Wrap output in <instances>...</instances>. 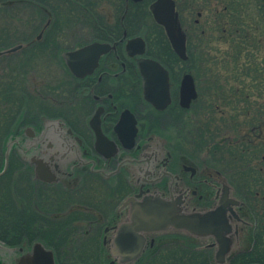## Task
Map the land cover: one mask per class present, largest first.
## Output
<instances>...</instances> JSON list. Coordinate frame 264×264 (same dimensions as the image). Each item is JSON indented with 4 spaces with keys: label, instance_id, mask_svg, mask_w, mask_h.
<instances>
[{
    "label": "flooded vegetation",
    "instance_id": "obj_1",
    "mask_svg": "<svg viewBox=\"0 0 264 264\" xmlns=\"http://www.w3.org/2000/svg\"><path fill=\"white\" fill-rule=\"evenodd\" d=\"M144 1L135 3L125 0L121 23L130 12L131 4L141 5ZM153 1L148 4V8ZM181 25L188 48V32L182 21ZM154 26L157 27L151 31L154 43L158 37L165 38L168 52L173 55L172 62L168 63L151 54L145 35L130 37L126 29L118 38L94 39L85 45L106 43L111 49L99 58L92 73L83 78L70 74L63 92L52 93L50 97L52 113L29 118L30 121L14 131L7 140V145L13 142L10 158L15 155L23 164L15 171L24 173V178L33 185L32 196L35 197L34 203L40 213L37 219L53 223L67 221L68 230L65 233L70 237L83 239L89 245L84 253L89 257L88 262L73 264H105L103 259L106 264H119L110 256L109 238L113 234V228L127 216L128 209L121 208L124 201L140 192H157L163 197H183L190 210H207L216 203L215 196L221 187L217 175L203 172V166L201 168L196 162L193 164L185 154L176 152L173 144L171 145L173 138L169 136L170 131L175 130L173 126L180 132L185 123L186 111L192 109L196 116H201L203 101L200 75L192 73L190 67L183 65L189 61L188 50L187 60L180 59L173 52L163 28ZM136 37L143 39L145 52L143 55L132 56L126 51V43ZM41 40L42 38L37 42ZM15 44L19 43L13 45ZM136 50L135 47L131 49V54ZM212 58L217 63L218 56ZM140 59L157 60L169 73L171 102L164 109H156L144 98L143 80L138 67ZM196 59L195 67H200L201 57ZM210 67V76L213 77L211 83L216 85L215 100L212 103L216 111L223 113L217 103L225 101L228 104H225V109L229 110L230 121L227 120L223 133L231 158L227 184L231 187L232 196L240 201L236 210L246 223L239 227L238 247L233 254L250 253L254 251L256 244L255 241L251 242V235H255L258 229L261 239L258 244L264 243V217L258 224V218L247 200L249 193L240 192L234 179L231 180V175L242 174L243 180H247L243 183V188L258 190L256 195L260 196V214L264 216V115L260 104L253 111L249 110L250 90L241 82H235L232 72L229 81L226 80L230 84L229 92L220 97L217 92L219 80L214 73L216 65H213L214 70ZM186 73L193 77L197 93L188 110L180 105V84ZM37 88L40 90L44 87ZM43 91L49 93L47 89ZM42 115L46 117H41ZM97 131L101 135L99 142ZM8 170L9 167L2 176ZM22 182L25 184V180ZM81 190V199H74V195ZM58 195L63 197V207L53 206ZM20 202L25 204V198ZM61 209L66 213L58 214L57 211ZM80 219L84 220L86 228L74 232L71 227L74 228V224ZM76 233L78 234L75 235ZM173 235L183 234L168 232L147 236L145 252L153 249L158 241H164ZM94 238L99 239V247H90ZM36 242L51 251L55 264H60L55 249L40 241ZM212 242L211 239L203 241L201 243L204 246H198V249H207L213 255L215 247L207 246ZM0 243L7 249L0 251V264H18L31 254L35 242H23L17 247ZM63 251H66L67 256L73 257V261L81 255V250L75 248L67 247ZM138 260L133 264H137Z\"/></svg>",
    "mask_w": 264,
    "mask_h": 264
},
{
    "label": "trees",
    "instance_id": "obj_2",
    "mask_svg": "<svg viewBox=\"0 0 264 264\" xmlns=\"http://www.w3.org/2000/svg\"><path fill=\"white\" fill-rule=\"evenodd\" d=\"M96 1L0 0L1 17L4 16L9 21L13 16L22 15L23 18L20 20H24V23L18 24L16 28L9 25L19 34L16 37H14L15 34H3L0 37V49L7 48L16 42L27 44L20 52L0 58V62L4 61V66H0V71L3 73L0 74V171L3 167L5 145L8 138L14 131L28 123L29 118L38 117L44 113L50 115L52 113L50 105L52 93L59 92V86H64L70 80V73L63 64L60 54L63 50L71 48L55 43V38L52 37L53 29L59 25L60 16L66 15L70 21L76 16L77 18L79 16L85 17V22L89 27L91 26L94 34H96V39L106 40L118 38L124 29L130 35L129 25L134 26L138 23V14H136L135 8L139 6L143 8V4H131L130 12L126 14L123 23H121L125 0H106L115 9L114 17L116 16V18L111 23L105 19L103 14L97 12ZM241 1L244 0H222L218 3L223 5L221 6L222 10L217 14L211 11L213 18L210 20V25L212 23L213 27L217 25L218 31L225 28L223 32L228 37L224 38L223 42L231 45V54L228 57L232 59L230 66L232 77H234L235 82H241L250 90L249 110L253 111L254 107L260 104L261 112L264 115V0H251L256 6V18L251 17L247 6L244 4L242 6ZM99 2L101 4V1ZM202 8L203 4L200 9L202 10ZM140 13L147 16L145 9L144 11L141 9ZM179 14L181 18L180 11ZM77 18H74L71 24H74ZM48 19L51 20V23L42 40L37 42L36 36ZM9 27H4L3 30L10 29ZM154 28L157 29L156 26ZM189 41L190 37H188L187 48L190 61L192 53L189 50ZM167 45L165 38L162 37L160 39L161 51L165 53V61L169 63L172 62L173 55L170 52L166 55V51L169 50ZM156 57L164 60L160 56ZM192 57L194 58L193 55ZM196 60L195 56V64ZM39 65H42L47 71L43 78L40 76L41 80L43 79L40 87L49 90V93H45L43 89L39 90L37 86L35 88L29 86L30 73L36 71L35 69ZM53 66L54 71H57L54 76L51 75ZM203 66L204 73L210 75L211 67L209 70L206 65L203 64ZM194 71L193 73H196ZM62 92L61 89L60 93ZM41 117L46 116L42 115ZM223 153L225 154V152ZM22 165L13 155L9 162L8 172L0 177V188H5L6 184L10 183L13 192L12 199H9L11 206H6L10 210L8 212L1 203L2 192L0 189V242L10 247H17L23 242L31 244L40 241L45 246L57 251L60 264L87 261L89 257L85 256L84 253L89 245L83 239L70 237L65 233L68 230L66 228L67 221L53 223L40 220V222L37 219L40 213L36 209L33 196L31 195L25 204L20 202L22 197L19 196L18 190L21 181L25 180V184L28 188H32V194H34L33 185L24 178V173L15 171L20 169ZM219 172L224 175V171L219 170ZM246 182L247 180L244 181V183ZM254 215L258 218V224L263 221L264 216L260 214V209L258 212H254ZM258 231L260 229L255 235H252L253 241L256 243L254 251L233 255L229 259V264H264V243L258 244L261 240ZM98 245L99 239L94 238L90 247H99ZM67 247L81 250L78 259L73 261V257L66 255V251L63 249ZM137 264H214V262L211 253L207 249H197V244L191 238L173 235L164 241H158L153 249L148 250L141 257Z\"/></svg>",
    "mask_w": 264,
    "mask_h": 264
},
{
    "label": "water",
    "instance_id": "obj_3",
    "mask_svg": "<svg viewBox=\"0 0 264 264\" xmlns=\"http://www.w3.org/2000/svg\"><path fill=\"white\" fill-rule=\"evenodd\" d=\"M132 1L137 3L142 0ZM149 11L155 23L163 27L175 54L180 59L186 60V35L179 21L175 1L155 0L150 4ZM49 24L50 19L43 25L37 40L43 37ZM26 46L27 44L21 43L0 50V57L20 52ZM134 47L137 50L131 54L130 50ZM110 49L109 44L96 42L64 52L62 58L73 76L83 78L92 73L99 58ZM126 51L132 56L143 55L145 52L143 39L138 37L128 40ZM138 67L143 80L145 100L159 110L167 107L171 102L168 71L158 61L151 59H140ZM196 97L193 78L190 74H185L180 84V105L183 108H189L191 101ZM97 135L99 142L101 135L98 131ZM12 144L13 142L6 146L0 176L8 169ZM208 170L204 169L209 174L214 172ZM213 174L217 175L221 187L215 196L216 203L207 210H190L183 197H163L157 192H140L127 198L121 207L128 209L127 216L113 228V234L109 238L108 247L113 261L119 264H133L144 254L147 236L177 232L200 244L208 239L213 240L207 246L215 247L212 255L214 264H228L229 259L235 255L233 254L235 248L238 247L239 227L246 223L237 213L236 208L240 205V201L232 196L231 187L218 173ZM3 250L7 249L0 243V251ZM18 264H55V261L51 251L35 243L31 254Z\"/></svg>",
    "mask_w": 264,
    "mask_h": 264
},
{
    "label": "rangeland",
    "instance_id": "obj_4",
    "mask_svg": "<svg viewBox=\"0 0 264 264\" xmlns=\"http://www.w3.org/2000/svg\"><path fill=\"white\" fill-rule=\"evenodd\" d=\"M99 1H101V4ZM151 1L152 0H145L142 3L143 9H145V11L147 12V16H143V14L140 13L141 12L140 6L135 8L136 14H138L137 16L138 23L137 25L134 26L130 24L129 25L130 29L129 28L128 29L131 32L130 37L141 34L145 35L149 41V49L151 54H153L154 56H160L165 60L166 59L165 53L161 51V46H160L161 38L158 37V40H156L155 42L156 44H155L152 36L153 33L151 32L153 31L155 25L154 21L151 18V15H148L150 14L148 11V4ZM175 2L178 10L181 12V21L184 27L186 28L185 30L188 32V36L190 37L189 50L191 51L192 54L190 53L191 54L190 61L183 63V65L184 67L186 66L187 68L190 67L192 73L195 70L194 72L200 75V81H201L200 90L202 93V101H205V103H203V105L201 104L202 107L200 111V115H201L200 117L196 116L195 112L192 109L186 111L185 123H183L184 125L181 126L180 132L176 130L177 127L174 126L172 127L175 130L174 132L171 130L170 131L171 134H169L171 139L173 138L171 145L173 144V146L175 147L174 150L176 152L185 154L188 158L187 160L192 163L194 161L196 162V164H199L201 167L205 166L208 167L210 170L219 169L221 171H224V175L222 176V178L225 177L227 179L228 171L231 166V158L228 154L227 141L223 133L226 130L227 122L230 121L228 119L229 110L225 109V104H227V102L224 101L217 103L218 105L220 104L219 106L221 110L223 109V113L221 111H216L215 105L212 103L213 102L212 100H215L214 94H215L216 85L214 86L213 82L211 83V81H213L212 80L213 77H211L209 74L206 75L204 73V66H203V64L206 65L207 69L209 70H210V66H212V70H214L213 65L214 64L216 65V72L214 73L217 74V78L219 80V83L217 82L218 91L217 90L216 91L218 92L220 97L227 95L229 92L230 84L227 83L226 80L229 81V78L231 76L230 66L232 65V59L228 57L231 54V45L229 46L228 44L223 42L224 38L228 37L226 36V33H224L221 30L218 31L217 25L214 27L212 25L213 23L210 25V20L213 18L211 11H213V13L216 14L220 12V10H222L221 6L223 5H220L218 3L222 2V0L219 1L175 0ZM202 4H203V8L201 10L200 8ZM240 4L242 6L243 4L247 6L248 10L250 11V14L252 15L251 17L253 18L257 17L255 11L256 6L254 2H252L251 0H244L241 1ZM96 6H98L97 12L103 14L105 19H107L111 23L112 21L113 22L115 21L116 18V16L114 17L115 9L106 0H97ZM20 18H23L22 15L13 16L8 21L6 18H4V16L2 17L0 16V37L3 34H9V35L15 34L14 37H16L19 34V32H15L11 28V26L16 28L18 24L24 23V20L22 21V19L20 20ZM74 18H77V16L73 17L72 21ZM78 18H77L78 21L76 20L74 21V24H71L72 21H70L66 17V15H62L60 16L58 21L59 25H57L56 28L53 29L52 31V37L55 38V43L62 45L63 47L66 48H71V49H65L63 51L74 50L96 39V34H94V31L92 30L91 26L89 27V25L85 22L86 18L83 16L81 17L79 16ZM196 21L198 22V24H196ZM9 25L11 26L9 27ZM4 27H9L10 29L3 30ZM166 55H168V51H166ZM192 55L194 56V58L195 56L201 57L200 67H195L194 58L192 57ZM215 55L218 56L217 63L214 62V60H212L213 58H211L214 57ZM210 58L212 61H210ZM3 63L4 61H1L0 66H2ZM35 70L36 71H32L29 76L30 77L29 86L31 88L40 86L41 82L43 81V79L41 80L40 76L43 78L44 74L47 73L46 69L42 65L37 66ZM56 72L54 71V66H53L51 70V75L53 76L56 75ZM1 73L2 72L0 71V74ZM59 85L60 84L58 83V86ZM59 87L60 89L58 93H60L61 89L64 90V86L60 85ZM218 132H221L223 135L219 134ZM216 146L218 147L216 148ZM223 152H225V154ZM235 153L237 155L239 154L237 153V151H235ZM239 175L240 174L231 175V180L234 179L235 181L234 183H236V186H238L240 192L249 193L247 200L250 203V206L252 207L254 212H258V210L261 207L260 206L261 203L259 202L260 196L256 195L258 190L255 189L247 190L243 188V183H244L243 176L242 174L240 176ZM0 189L2 192L1 194L2 205L5 208L7 205L11 206V204H9L10 202L9 199H12L13 197V192L11 191V184L10 183L6 184L5 188H0ZM83 190L75 194L74 199L75 198L81 199L80 194L82 193ZM108 192L109 191H107V193ZM18 193L20 197L25 198V201H27L28 198H30L32 195V188H28L27 185L21 181L20 189L18 190ZM62 198H63L62 195L56 196V199L53 201V206L63 207V205L65 204L63 203ZM5 210L10 212V210H8V207ZM65 210L61 209L57 212L58 214L66 213ZM75 214L78 213L75 212ZM76 222L77 223L74 224V228L71 227V229H73L74 232L79 231L80 228L81 230L82 228L83 229L86 228L85 225L86 223L84 222V220L76 221ZM77 234L78 233H76L75 235ZM103 262L106 264L104 259Z\"/></svg>",
    "mask_w": 264,
    "mask_h": 264
}]
</instances>
